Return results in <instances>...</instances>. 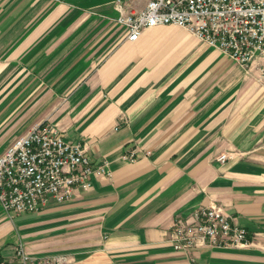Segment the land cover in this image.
Masks as SVG:
<instances>
[{
	"label": "crops",
	"instance_id": "crops-1",
	"mask_svg": "<svg viewBox=\"0 0 264 264\" xmlns=\"http://www.w3.org/2000/svg\"><path fill=\"white\" fill-rule=\"evenodd\" d=\"M148 1L0 0V157L51 123L105 170L41 212L0 204L5 260L264 264V58L243 68L171 25L126 39L118 18ZM212 204L252 243L174 250L176 217Z\"/></svg>",
	"mask_w": 264,
	"mask_h": 264
},
{
	"label": "built area",
	"instance_id": "built-area-1",
	"mask_svg": "<svg viewBox=\"0 0 264 264\" xmlns=\"http://www.w3.org/2000/svg\"><path fill=\"white\" fill-rule=\"evenodd\" d=\"M117 21L130 41L138 40L146 29L171 25L186 29L243 68L264 58V0H149L143 10L122 14ZM87 151V144L66 140L51 123L39 124L21 136L0 157V204L6 214L41 212L51 201L70 200L77 189L89 190L92 177L105 170L104 165L93 164ZM123 159L135 162L137 150ZM227 159V154L217 158L221 162ZM169 242L174 250L186 254L199 248H237L252 243L248 231L233 224L218 204L200 207L188 218L177 216ZM16 257L13 262L0 255V264L32 261L23 247Z\"/></svg>",
	"mask_w": 264,
	"mask_h": 264
}]
</instances>
